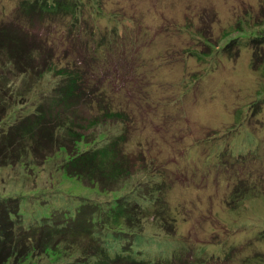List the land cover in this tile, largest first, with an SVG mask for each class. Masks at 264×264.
I'll list each match as a JSON object with an SVG mask.
<instances>
[{"label": "rangeland", "instance_id": "374dc122", "mask_svg": "<svg viewBox=\"0 0 264 264\" xmlns=\"http://www.w3.org/2000/svg\"><path fill=\"white\" fill-rule=\"evenodd\" d=\"M92 3L81 32L68 14L41 16L24 12L22 0H0V99L11 108L1 115L9 116V125L31 115L36 99L64 80L58 70L78 71L87 89L70 112L83 118L76 130L95 131L99 140L106 138L104 144L124 135L116 148L130 176L114 194H147L136 219L141 231L107 237L111 253L147 261L179 253L177 264H264V60L257 67L253 49L260 46L264 59V0H94L102 4L94 8ZM48 24L61 33L53 31L57 41L49 43L58 55L45 64L44 57H34L37 76L21 75V65L3 66L1 56L12 59L8 51L15 52L2 46L6 37L28 49L33 44L18 34L44 38ZM95 43L100 51H93ZM93 93L108 101L92 108L86 99H94ZM109 103L123 117L105 116ZM130 105L128 114L123 108ZM93 118L105 121L93 126ZM58 153L44 160L31 152L0 169V196L20 197L27 228L51 224L56 211L74 215L78 209L74 191L63 196L52 189L65 178L57 160L70 157ZM79 181L75 190L89 188ZM174 229L176 236L168 235ZM56 242L6 264L84 263L83 248Z\"/></svg>", "mask_w": 264, "mask_h": 264}, {"label": "trees", "instance_id": "16d2710c", "mask_svg": "<svg viewBox=\"0 0 264 264\" xmlns=\"http://www.w3.org/2000/svg\"><path fill=\"white\" fill-rule=\"evenodd\" d=\"M22 1L24 2V6L22 5L24 12L36 13L41 16L43 13L45 16L51 15V17L58 14L64 17V15L68 14V17L72 19L69 22H72L71 26L81 32L84 31L82 27L84 15L86 13L90 15L86 12L89 0H85L84 3L80 0ZM91 2H93L91 7L94 8L97 3L95 4L94 0H91ZM97 5L102 6L99 3ZM103 12V9H101L100 14H103ZM102 17L108 18L107 16H100L97 19ZM47 26L51 28V31L44 38L38 35L32 36L29 34L25 37L18 34V39L33 44L28 49L18 47L21 45L16 43L15 37H11L10 42L5 40L8 37L3 38L7 43L3 42L2 46L8 44L9 50L11 47L15 50V52L8 51L12 59L9 56H7L9 58L1 56V61H4L3 66H9V64L14 66L16 64L19 67L21 65L25 70L23 69L20 73L26 77V74L28 72L31 74L34 68L31 64L33 62L34 65L37 64L34 57L39 59L44 57L46 61L43 64L52 61L58 53L56 48L49 43L57 41L56 38H53L54 33L59 35L61 33L59 30L55 31L52 29L51 24ZM102 40L104 39H99V42ZM98 44L92 45L94 52L96 49L100 51ZM107 44L108 42L103 46L100 45V47L105 49ZM253 49L255 50L254 62L255 64L257 63L258 67L264 60L263 56L261 58L259 54L262 48L253 46ZM89 52L92 54V50H89ZM34 71L29 76H37V72L35 71L34 73ZM58 72L59 75L65 77L64 80L58 81L53 92H49L47 96H43L39 100L36 99L35 111L31 115L17 120L15 124L9 125V116L6 118L1 115L5 112V116H7L11 108H9L10 103L7 99H0V125L5 123V125L0 127V169L9 162H15L17 156L22 158L32 152L35 155H42V158L47 160L49 157L51 158V155L64 150L70 157L68 159L59 158L56 163L60 166L56 170L62 169L63 174L59 176H65V178L57 181V185H54L52 189L55 193H61L63 196H71L74 191L73 195L79 201L77 204L78 209L74 215L56 211L52 216L51 224L43 221L40 226L27 228L22 222L20 197L1 195L0 264H6L12 259L17 263L19 258L23 257L24 259L30 253H34L37 248H48L54 240L58 241L56 243H64L65 246L77 244L83 248L82 252L84 254H82V257L85 259L83 264H177L175 261L181 259L183 257L182 254H175L170 259L147 261L138 260L129 255H114L111 253L109 246L106 244L107 237H120L126 232L129 235L131 232L137 233L141 231L139 229L140 226H138L140 223L138 224L136 219H140L139 215L144 213L147 194L143 192L139 194L138 189H136V192L135 189L132 190L131 193H128V196L114 194L126 187V185L123 186V183L128 178L127 176H130L129 163L124 162L125 159L121 155L122 150L116 148L120 138H124V135L119 137L111 136L108 139L110 141L104 144L103 142L106 138L99 140L97 132L93 131L84 135L80 133V130H76L78 127L84 126L83 118H75L70 112L77 107L87 88L78 71L75 72L73 70L70 72L60 69ZM53 93L55 96L52 95ZM96 94L93 93L94 99L92 100L85 98L89 102L87 105L92 108H96L98 103H102L103 97L100 93L96 97ZM103 100L108 101L107 98ZM111 106L113 105L107 104L106 112H104L105 116L107 115L113 120L123 117L122 114L114 113L117 111H114ZM123 110L129 114L132 112V106L130 110L126 108H123ZM124 118H126V122L132 124V119L129 118V115ZM93 120L91 122L93 126L102 125L103 121H105ZM69 129L72 131L71 136L67 134ZM85 143H87V146L84 147ZM42 150L46 153H42ZM119 155L121 156L119 157ZM79 180L86 182L89 188L82 190L83 188L81 187V189L75 190L73 186L80 183ZM95 187L100 188L98 189L99 193L94 189ZM37 188H40L38 191L44 190V187L41 188V186H37ZM248 191V188L242 191V195L244 196ZM100 193H103V195ZM238 198L236 197L235 199ZM138 199L139 201H137ZM131 200L136 202V205L132 206L130 204ZM136 216L137 218H135ZM176 234L177 229H174L168 235L176 236ZM73 241L76 242L74 243ZM184 264L193 263L184 262Z\"/></svg>", "mask_w": 264, "mask_h": 264}]
</instances>
